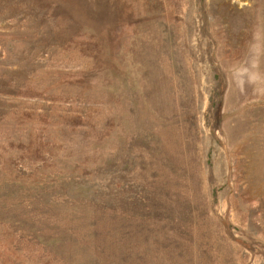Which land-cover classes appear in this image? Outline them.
<instances>
[{"label": "rangeland", "instance_id": "374dc122", "mask_svg": "<svg viewBox=\"0 0 264 264\" xmlns=\"http://www.w3.org/2000/svg\"><path fill=\"white\" fill-rule=\"evenodd\" d=\"M0 264H264V0H0Z\"/></svg>", "mask_w": 264, "mask_h": 264}]
</instances>
